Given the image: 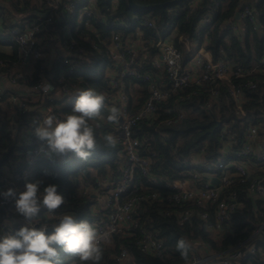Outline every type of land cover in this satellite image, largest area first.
Listing matches in <instances>:
<instances>
[{
	"label": "built area",
	"instance_id": "built-area-1",
	"mask_svg": "<svg viewBox=\"0 0 264 264\" xmlns=\"http://www.w3.org/2000/svg\"><path fill=\"white\" fill-rule=\"evenodd\" d=\"M41 1L45 6L40 13L45 16L39 17L36 22L29 21L25 16L13 23L6 16L4 7L0 6V51L4 52L5 48H16L18 51L16 60L0 59V167L3 168L0 170V190L3 192L9 188L15 189L17 193L23 191L25 183L33 173L35 159L50 160L40 152L43 142L35 136L32 121L41 120L43 114L49 112L60 116L53 107V102L59 97L56 95V86L42 74L39 75V80L33 79L35 63L40 62L41 71L50 68L51 60L57 53L38 35V23L53 18V13L59 9L60 0ZM250 1L252 4L248 3L249 0H240V7L235 14H238V20L230 26L237 35L247 30V24L251 30L260 28L256 6L261 0ZM67 8L72 12L80 9L82 15L89 18L99 17L96 15L100 14L97 13L93 0L70 1ZM106 13L115 17L110 24L113 31L106 51L113 63L107 69L106 77L111 91L108 105L119 108L122 113L119 123L111 125L113 134L119 137L117 146L123 155V165L113 179L99 182L97 188L92 190L96 200L92 212L101 216L93 226L100 234L101 245L109 244L113 235H126L135 237L134 244L140 251L152 257L163 258L164 246L158 233L140 223V203H165L169 211L164 215L174 216L180 224L195 216L204 222L206 229L212 234L225 232L230 214L237 211L241 202L235 191L224 195L223 188L230 187L235 182L244 183L250 174L260 172L250 182L246 194L254 201L264 199V135L258 126L250 122L246 114H241L246 124L243 143L239 144L233 136L221 133L224 147L216 162L198 166L199 168L188 171L183 178H174L165 170L155 171L151 158L146 155V145L138 136L139 125L155 120L157 114L163 110L162 105L171 97L206 82H226L229 85V95L239 108L243 87L233 84L232 81L264 72V54L253 68L244 70L230 58L215 59L206 49V42H200L199 32L196 40H192L181 35L175 27H159L148 18L128 19L119 17L110 10ZM100 18L101 16L98 19ZM141 28L151 30L152 34L147 40L143 39ZM123 30L133 31L131 40L122 38ZM93 48L98 49L96 45ZM82 53L84 51L81 48L72 51L66 47V57L63 58L65 68L59 79V83H63V95L71 93L75 78L90 87L86 79L80 78L85 70L72 59ZM51 78L53 80L55 77ZM127 79L147 85V96L142 101L135 99L132 103L126 91ZM245 87L253 90L256 83L248 81ZM211 93L213 96L217 94L216 91ZM183 99L182 96L175 99L172 105L174 116L167 118L165 125L176 124L182 119L184 112L178 104ZM134 107L137 110L131 111ZM19 125L21 127L18 129ZM17 132L21 133L30 147L21 168L17 167L20 154L16 151L11 153L6 147ZM167 136L166 131L158 132L162 141ZM50 161L56 162L58 158L53 157ZM189 164L198 165L195 161ZM136 171L156 190L138 195ZM213 178L219 180L217 185L212 183ZM87 192L90 191L85 193ZM0 207L11 208V213H16L12 199L5 200L2 197ZM212 207L215 209L213 222L209 212ZM41 212L53 222L59 215L57 211L49 215L44 208ZM8 216L11 217L12 214L9 213ZM20 217L25 224L24 218L21 215ZM2 226L6 230L4 235L11 233L5 224ZM254 236L248 238L242 248L230 250L216 261L209 260L211 257L203 256L198 249L192 251L188 264H234L235 261L256 253L254 245L257 241ZM115 261L129 264L126 249L120 251Z\"/></svg>",
	"mask_w": 264,
	"mask_h": 264
},
{
	"label": "trees",
	"instance_id": "trees-1",
	"mask_svg": "<svg viewBox=\"0 0 264 264\" xmlns=\"http://www.w3.org/2000/svg\"><path fill=\"white\" fill-rule=\"evenodd\" d=\"M70 1L77 0H60L59 9L53 13V18L38 23V35L57 53L51 60L50 68L41 71L40 62L35 63L33 74L34 81L39 80V75L42 74L56 86V95L59 97L57 96L58 100L53 102V107L60 116L71 112L76 94L80 90L90 87L103 93L106 103L109 104L111 91L106 74L113 62L106 51L113 31L110 24L115 17L106 15L108 10L119 17L148 18L159 27H175L181 35L192 40H196L199 32L200 42H206V49L215 59L230 58L244 70L253 68L264 54V0L256 6L260 28L251 30L247 24L245 26L247 30L239 35L235 34L230 26L235 22L240 0H174L175 3L172 5L148 11H135L129 8L127 0H93L97 13H100L96 16H101L100 20L99 17L89 18L82 15L80 9L69 11L67 4ZM133 1L138 5L148 6L173 0ZM248 3L252 4L250 0ZM8 4L9 9L4 7L8 18L26 14V19L31 22L37 20L32 15V11L45 6L41 0H11ZM141 31L144 40L152 34L147 28H141ZM131 33L133 31L123 30L122 38L131 40ZM93 45L98 49H94ZM66 47L71 48L72 51L76 48L84 51L82 55L72 59L85 70L80 78L86 79L90 86H85L81 80L75 78L72 81V91L67 96L61 93L63 83H59L65 68L63 58L66 57ZM11 51L10 55L0 51V59L16 60L17 49L13 48ZM51 77L55 78L52 80ZM248 81L255 82L256 88L247 89L245 85ZM232 82L243 87L239 108L229 95V85L226 82H206L201 86L187 88L178 96L171 97L162 105L163 110L157 114L155 120L140 123L138 136L146 145V155L151 158L155 171L165 170L171 177L183 178L194 168L216 162L224 147V141L220 138L221 133L233 136L239 144L245 140L246 124L241 114H246L250 122L258 126L261 134L264 135V72L254 73ZM125 83L132 103L135 99L142 101L147 96L146 84L131 79H127ZM213 91L217 92L216 96L212 95ZM180 96L184 99L178 105L184 116L178 123L167 126L164 121L174 116L172 105ZM135 110H137L135 107L131 109V111ZM20 127L21 125L17 128ZM159 131L168 133L165 140L159 139ZM108 132L113 133V127L110 123L104 122L97 130L98 148L87 162L76 157L58 158L56 162L46 158L35 159L33 173L27 182L41 180L43 186L58 185V191L65 197L64 205L56 210L59 214L70 213L78 221L87 220L92 225L101 218L100 215L92 212L96 201L92 190L97 188L99 182L113 179L123 165L120 148L117 146L115 149H110L104 146L102 137ZM6 147L11 153L16 151L20 154L17 167L21 168L22 161H25L30 150L21 133L17 132ZM194 161L197 166L189 164ZM1 169L3 168L0 167ZM260 174L254 172L244 183L235 182L232 186L222 189L224 195L235 191L241 205L237 211L230 214L226 222L227 230L219 234H212L206 229L204 222L195 216L183 224H180L174 216H165L164 213L169 211L165 203H140V223L158 233L163 242L164 257L156 258L140 251L134 244L135 237L116 234L112 236L109 244L101 245L104 253L101 264H120L115 259L122 249L127 251L129 264H188L192 251L197 249L203 256L211 257L209 260L216 261L228 251L242 248L244 242L253 235H255L254 240L257 241L254 245L256 253L241 258L234 264H264V199L254 201L246 194L250 182ZM136 177L138 195L156 190L149 186L138 171ZM87 190L90 192L85 193ZM0 193L3 191L0 190ZM209 212L213 222L215 209L212 207ZM9 213L12 214L11 217L8 216ZM40 215L41 224L51 225L56 222L48 220L42 212ZM20 218L19 214L11 213V208L0 207V235H4L6 231L3 224L11 230V233L23 226L24 223ZM180 239H184L190 245L187 260L183 259L176 250V243Z\"/></svg>",
	"mask_w": 264,
	"mask_h": 264
},
{
	"label": "clouds",
	"instance_id": "clouds-1",
	"mask_svg": "<svg viewBox=\"0 0 264 264\" xmlns=\"http://www.w3.org/2000/svg\"><path fill=\"white\" fill-rule=\"evenodd\" d=\"M121 115L119 108L106 103L103 93L90 87L76 94L71 112L62 116L49 112L32 123L45 157H76L87 162L98 148L97 130L104 122L119 123ZM102 138L106 148L115 149L119 143L112 132ZM0 196L14 200L15 212L25 220L15 232L0 235V264H101L100 234L87 220L60 213L55 223H40L42 208L53 215L65 203L58 185L43 186V181L34 180L26 182L19 193L9 188ZM176 250L188 259L190 245L184 239L177 241Z\"/></svg>",
	"mask_w": 264,
	"mask_h": 264
},
{
	"label": "water",
	"instance_id": "water-1",
	"mask_svg": "<svg viewBox=\"0 0 264 264\" xmlns=\"http://www.w3.org/2000/svg\"><path fill=\"white\" fill-rule=\"evenodd\" d=\"M127 2H128L129 8H131L135 11H148V10L153 9V8L166 7V6H169V5H172L175 3V1L173 0V1H167L164 3H160V4L142 6V5L136 4L133 0H127ZM39 16L44 17L45 15L39 14ZM235 20H238V14L235 16ZM212 183L217 185L219 183V180L217 178H213Z\"/></svg>",
	"mask_w": 264,
	"mask_h": 264
},
{
	"label": "crops",
	"instance_id": "crops-1",
	"mask_svg": "<svg viewBox=\"0 0 264 264\" xmlns=\"http://www.w3.org/2000/svg\"><path fill=\"white\" fill-rule=\"evenodd\" d=\"M0 6L1 7H6V8H8L9 7V4H8V2L7 1H5V0H0ZM6 8H4L5 10H6ZM9 9V8H8ZM40 10H41V8H39V10H34V11H32V15H34L37 19L40 17L39 16V14H41L40 13ZM43 15V14H42ZM25 16H27L26 14L25 15H15V16H13V17H9V19L13 22V23H16L17 21H19V20H21V19H23V17H25ZM12 49H7V48H5L4 49V53H6V54H8V55H10V54H12V51H11ZM51 56V54H48V56Z\"/></svg>",
	"mask_w": 264,
	"mask_h": 264
},
{
	"label": "rangeland",
	"instance_id": "rangeland-1",
	"mask_svg": "<svg viewBox=\"0 0 264 264\" xmlns=\"http://www.w3.org/2000/svg\"><path fill=\"white\" fill-rule=\"evenodd\" d=\"M11 0H7V2L9 3ZM9 8V7H8ZM250 171H252V169H250Z\"/></svg>",
	"mask_w": 264,
	"mask_h": 264
}]
</instances>
